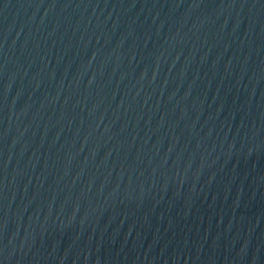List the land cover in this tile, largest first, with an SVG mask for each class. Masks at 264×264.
Segmentation results:
<instances>
[{
	"label": "water",
	"instance_id": "water-1",
	"mask_svg": "<svg viewBox=\"0 0 264 264\" xmlns=\"http://www.w3.org/2000/svg\"><path fill=\"white\" fill-rule=\"evenodd\" d=\"M0 264H264V0H0Z\"/></svg>",
	"mask_w": 264,
	"mask_h": 264
}]
</instances>
